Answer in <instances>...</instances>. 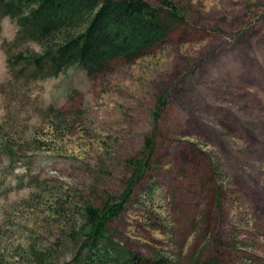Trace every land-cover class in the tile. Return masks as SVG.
<instances>
[{
    "label": "rangeland",
    "instance_id": "374dc122",
    "mask_svg": "<svg viewBox=\"0 0 264 264\" xmlns=\"http://www.w3.org/2000/svg\"><path fill=\"white\" fill-rule=\"evenodd\" d=\"M171 1L176 29L92 74L19 76L8 57L41 47L0 16V264L70 260L79 210L119 196L149 136L116 238L179 264H264V0Z\"/></svg>",
    "mask_w": 264,
    "mask_h": 264
},
{
    "label": "trees",
    "instance_id": "16d2710c",
    "mask_svg": "<svg viewBox=\"0 0 264 264\" xmlns=\"http://www.w3.org/2000/svg\"><path fill=\"white\" fill-rule=\"evenodd\" d=\"M19 25L17 43L34 41L41 48H24L8 57L19 76L57 75L73 65L88 73L101 71L112 60L144 56L182 22V9L171 0L157 6L147 0H0V16ZM154 138L147 137L145 155L130 160L134 171L125 189L101 205L86 202L79 210L83 223L72 235L77 248L61 264H179L163 250L146 255L121 243L112 222L126 208L153 159ZM144 151V152H145ZM147 193L153 196L156 184ZM35 256V254H34ZM40 258L38 264H55ZM194 264H220L209 259Z\"/></svg>",
    "mask_w": 264,
    "mask_h": 264
}]
</instances>
